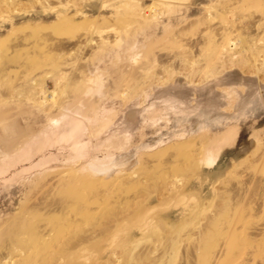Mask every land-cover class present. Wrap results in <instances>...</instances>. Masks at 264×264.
I'll list each match as a JSON object with an SVG mask.
<instances>
[{
    "label": "rangeland",
    "instance_id": "1",
    "mask_svg": "<svg viewBox=\"0 0 264 264\" xmlns=\"http://www.w3.org/2000/svg\"><path fill=\"white\" fill-rule=\"evenodd\" d=\"M0 264H264V0H0Z\"/></svg>",
    "mask_w": 264,
    "mask_h": 264
}]
</instances>
